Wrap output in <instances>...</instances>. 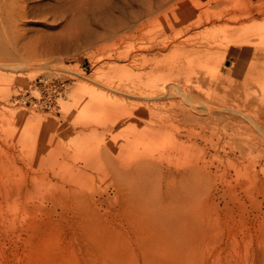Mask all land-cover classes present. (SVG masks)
<instances>
[{
	"label": "rangeland",
	"instance_id": "374dc122",
	"mask_svg": "<svg viewBox=\"0 0 264 264\" xmlns=\"http://www.w3.org/2000/svg\"><path fill=\"white\" fill-rule=\"evenodd\" d=\"M59 1L25 0L22 26L0 27V43L17 54L0 57V264H264V143L227 155L231 136L217 120L196 132L218 147L181 137L163 160L169 173L125 171L152 143L141 135L152 120L132 115L149 101L130 91L165 75L139 80L131 59L118 56L189 35L207 46L187 58L194 63L183 79L212 70L202 66L210 52H225L224 74L264 65L257 54L232 52L245 37L251 49L264 47V0H164L151 12L145 5L160 0H132L128 10L109 0L108 11L99 0ZM206 13L216 19L185 33ZM175 53L169 47L155 60ZM43 80L61 87L51 105L36 102L47 93ZM82 86L106 107H89ZM85 116L91 125L77 128ZM163 137L157 143L177 138Z\"/></svg>",
	"mask_w": 264,
	"mask_h": 264
},
{
	"label": "bare ground",
	"instance_id": "6f19581e",
	"mask_svg": "<svg viewBox=\"0 0 264 264\" xmlns=\"http://www.w3.org/2000/svg\"><path fill=\"white\" fill-rule=\"evenodd\" d=\"M119 1H121V3L124 5V8H127V10L131 7L132 0H117V3H120ZM194 1L197 2L196 0ZM84 2H86V0H84ZM99 2L101 8H103L104 11H108L107 7L109 8L110 5L109 0H99ZM164 3V0H160V2L154 5L155 7L152 3L146 4L144 10L145 12H151L153 11V8H159ZM30 5L31 4H29V7ZM32 8H34V6ZM27 9L28 8L25 0H0V27H2L3 25L22 26L19 25L20 23L18 24V22L22 21L23 18L28 17L26 16V13L28 12ZM29 11H32V9L29 8ZM28 13L30 14V12ZM249 15L250 13L248 12L241 13L239 15L231 16L230 19L238 21L240 19L248 17ZM136 17L137 16L133 15L132 19L130 20L131 24H134ZM213 19L216 18H213V16H210L207 13L200 14L192 22H189V25L185 28V33H189L196 27L204 23L210 22ZM4 30H6V28ZM4 30L3 33H5ZM10 30L11 29H9V31ZM17 30H19V28ZM20 30H23V28L21 29L20 27ZM137 31L138 30H135L134 33ZM8 40L10 42V39ZM4 46L2 43H0V57L15 58L17 56L16 53L9 52L7 49L4 48ZM206 46L207 42L205 43L204 41H195L193 37L188 35L181 41L173 39L166 42L139 46L134 48V54H130V52H122L120 55H118L119 58L131 59V62L136 65V76L138 79L142 76L147 77L148 75L153 76L154 74L162 76L165 75V77L162 78L160 81L151 83L148 88L144 87L146 90L144 88L141 89L140 84L138 86H135L133 89H128V91L132 89L130 92L134 96L136 95L139 98L144 97L149 101V104H147L146 107L143 106L145 107V109L139 110L136 114H131L134 115L135 118H146L152 120H150L151 123L149 122L150 124L145 126L146 128L143 129V131L141 132V135L150 139L152 143L151 145H149L148 148L136 152L133 156V160L130 162L131 164L127 163L128 165H126V162L123 163L125 165V171L130 172L133 170H140L142 172L147 171L149 174H154L155 172L157 174L169 173L170 167L164 166L163 160L178 152V139H180L181 137L189 138L193 142V144H196L198 140L204 141V146L206 147L207 145V148L218 147V142H214L212 139L207 141L206 139H204V132H196V128L204 129L212 125H219L218 122L216 123L217 120H220L223 123H221V131L226 135L231 136L230 139L232 142L228 146V152L225 151L227 155H242L245 151V148H254L255 146L258 147L259 145H263V61L259 64V66L255 65L252 67H242L240 65H237L234 67V74H230V72L228 71L226 72V74H224L222 73V65L225 59V52H210L207 54L208 56L203 63L204 65L202 66L212 68V70H209L210 72H204L206 69H204V71L202 72L198 70L199 72L196 71L198 72V74H196L193 79H183V75L190 69H192L194 63V61L193 63L189 61L191 62L189 63L187 58H189L192 54L201 52ZM233 46L234 48L232 49V52L235 56L240 55L242 53L251 52L253 54H257L259 58L264 60V47L257 51L255 49H251L249 46V41L248 39H246V37L234 42ZM169 47H173L176 52L175 54H178V56L173 55L174 57H171V60H167L169 61L167 63H165V61L163 62L161 60H155V58L157 57L164 56L165 51L168 50ZM35 55L37 56V54ZM35 55L32 54L31 56ZM96 60L97 59H95L94 62H96ZM25 63H27V61ZM2 67L21 69L19 64L18 66H13L11 64H3ZM138 79H136L137 82H139ZM93 80L95 82L103 84V86L110 85L109 81L101 80L97 76L94 77ZM124 86L125 85H123V87ZM133 86L134 85H132V87ZM59 89L61 90V87H59ZM80 89L82 92L87 93L88 97H90V104L88 105L89 107H102L103 109L106 107L104 104H102V101H100L95 96H92V88L82 86ZM204 89H207L208 92H204ZM116 90H118V88H116ZM222 90L225 92V96L221 99H213L212 93ZM131 93L129 94L132 96ZM88 97L86 96V98ZM196 104H199V106H195ZM185 105H191V107H185ZM201 110L204 112H200ZM108 111L109 109L107 110V112ZM94 114L92 115V119L96 117L94 116ZM91 123L92 121L89 120L88 117H83L76 121L75 126H77V128H87L89 127V125H91ZM95 126L98 127L99 125ZM166 134H174L177 138L173 141L170 139V141L167 139V137H165V139H167L166 141L162 142L161 140L160 143H157V140L159 138H164L163 136ZM237 141L241 143L237 144ZM243 142H245V144H243ZM261 149L262 151H264V147H262Z\"/></svg>",
	"mask_w": 264,
	"mask_h": 264
},
{
	"label": "built area",
	"instance_id": "2783aa9c",
	"mask_svg": "<svg viewBox=\"0 0 264 264\" xmlns=\"http://www.w3.org/2000/svg\"><path fill=\"white\" fill-rule=\"evenodd\" d=\"M43 82H44L43 83L44 87L47 88V93L45 94L44 97L40 98L39 100H37L38 98H36V102L51 105L52 101H54L56 97L58 96L60 89L56 85L46 83L47 80H43ZM45 83H46V86H45Z\"/></svg>",
	"mask_w": 264,
	"mask_h": 264
}]
</instances>
